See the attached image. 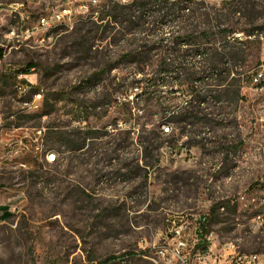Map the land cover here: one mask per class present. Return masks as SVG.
I'll list each match as a JSON object with an SVG mask.
<instances>
[{"label": "rangeland", "instance_id": "rangeland-1", "mask_svg": "<svg viewBox=\"0 0 264 264\" xmlns=\"http://www.w3.org/2000/svg\"><path fill=\"white\" fill-rule=\"evenodd\" d=\"M56 2L0 0V205L12 213L0 264H181L159 252L174 219L191 223V264L226 263L230 248L264 264V0H180L129 20L110 0L98 20L38 27ZM190 33L202 44L178 45ZM165 61L179 71L148 87ZM183 62L202 72L190 79ZM42 139L54 163L38 157ZM7 141L26 148L13 158Z\"/></svg>", "mask_w": 264, "mask_h": 264}, {"label": "built area", "instance_id": "built-area-1", "mask_svg": "<svg viewBox=\"0 0 264 264\" xmlns=\"http://www.w3.org/2000/svg\"><path fill=\"white\" fill-rule=\"evenodd\" d=\"M42 0H39V3ZM46 1V0H44ZM130 0H117V2L121 4H125L129 2ZM56 5H53L49 9H47L48 12V20H45V22H38V27H42L43 29H48V23L51 22V20L54 17H60V16H67L68 18H73V25L77 22V15L80 13H84L86 11V8L93 5H109L110 0H57ZM24 4V3H23ZM16 8V3L13 4ZM17 9V8H16ZM92 19H98V16ZM73 25H69L68 27H72ZM263 78V72H260L255 77V81L258 82ZM20 93H25L27 91V86L25 83H19V90ZM44 130V129H43ZM40 133L42 130L39 131ZM26 148V147H25ZM18 151H24V148L18 149ZM57 160V155H54L51 157V162H55ZM202 220H205L206 217L201 218ZM190 221L189 219H174L172 220V229L169 233V237L174 241L172 243L173 247H161L159 252L163 256H169L170 258L174 259L177 258L181 261V264H191L190 263V255L188 249L189 244L187 240L184 238L185 233L190 227ZM211 252V248L208 247V250L206 252H202L200 250L192 252L194 253L195 257H198L201 261L205 260L204 256ZM227 262L222 263L218 262L217 259L214 261V263H208L205 262L204 264H262L259 254L256 253H240L232 248H230V253L227 257ZM200 261V263H201Z\"/></svg>", "mask_w": 264, "mask_h": 264}, {"label": "trees", "instance_id": "trees-1", "mask_svg": "<svg viewBox=\"0 0 264 264\" xmlns=\"http://www.w3.org/2000/svg\"><path fill=\"white\" fill-rule=\"evenodd\" d=\"M179 1L180 0H132L130 3H126V4L115 3L114 6L111 8V11L113 13V16H115V18L122 17V18H124V20L131 19L132 17H134L136 15L137 12L140 13L141 16H145V18H149V17L152 16V14H150L151 11L154 10V9H151L152 6L158 5L160 7L162 5V7L163 6L166 7L168 4H176ZM185 1L186 2H189V1L193 2L194 0H185ZM186 8H188V6ZM105 10L106 9L98 12V14H96L93 18L98 16V19H99L100 17H102V15L104 14ZM144 22L145 23H150V20H146L145 21V19H144ZM156 23H157V26L168 25V21H164L163 22L161 20H157V21H155V24ZM173 30L174 29H172V31H169V32L166 33V35L170 34L169 39L175 33V31L173 32ZM194 36H195V38H194ZM202 36L205 38V40H209L210 39V35L207 34L206 31L202 32ZM202 36H197V35H195V33H190V34L186 35V37H185L186 39H184L182 42H181V40H178V45H181V44L187 45L188 44V45H198L199 46L202 43H198V42H196V40L199 37H202ZM204 38H202V39H204ZM165 39H168V36H166ZM206 42H208V41H206ZM169 43L173 44V40H172V42H168V44ZM196 54L197 55H201L202 52L201 53H196ZM1 55H2V52H0V56ZM175 63L176 62H174V61L173 62L165 61L164 65L166 67H162L163 69H162L160 75H157L153 79H149V81L147 83L150 82V83H153V84H151V85L148 84V87L149 86H154L155 85L154 83H156L157 80H159L160 78H163L162 76H166V77L169 78L170 76H173L174 73L179 71V69L175 65ZM198 63L201 64V62H197V63H194V62H191V63L190 62H186L185 63V62H183V64H185L183 66V70H182V71H184L183 73L188 75L190 79L196 78V76H198L202 72L201 71L202 68H200L198 66ZM31 65H32V63L28 64L29 67H31ZM261 80L258 81V82H261ZM163 85H165L164 82H163ZM198 99L200 100V102L204 101V99L201 98V94H198ZM2 144L3 143H0V145H2ZM19 148H22V147H19ZM52 149L54 150V148H52ZM22 152H24V151H18V148H16V146H14V144H13V146L11 148V152H10V153H13L11 156H14V154H15V156L13 158L17 157L18 154L22 153ZM215 209L216 208L213 207V212H214ZM11 216H12V213L9 211V208H7L6 206H1L0 205V221L8 220ZM206 219H205V221H206ZM196 230H197V234H198V237L200 238V240H199V243L195 247V251L200 250L202 252H206L208 250V247H209V245H208L209 241H208L207 237L210 234V230L208 228H206V225L204 224L203 221H200L199 226L197 227Z\"/></svg>", "mask_w": 264, "mask_h": 264}, {"label": "bare ground", "instance_id": "bare-ground-1", "mask_svg": "<svg viewBox=\"0 0 264 264\" xmlns=\"http://www.w3.org/2000/svg\"><path fill=\"white\" fill-rule=\"evenodd\" d=\"M28 1L33 2V3H39V0H28ZM114 1H117V0H114ZM129 2H127V3H129ZM22 5H19L16 3V8H18L19 6H22ZM107 7H108L107 5L89 6L88 8H86V11L84 13H80L79 15H77V20L80 19L81 17H90V18L94 17L96 14H98V12L106 9ZM45 20H48V12L42 14L40 16L38 22H45ZM72 23H73V18H68L67 16L54 17L51 20V22L48 23V29H51V28L56 27V26H63V25L69 26ZM17 88L19 90V84L17 85ZM28 136H30V135H28ZM26 142H27V140H26ZM0 143H3V140L1 138V132H0ZM20 143L22 144V146H20V147H22V148L26 147V144L24 141H21ZM13 144L14 143H12V141H7L6 143H4V145H6L8 147L10 146L11 148H12ZM38 150H40V156L38 154V157H40V160L43 161V159H45L46 161L51 162V157L53 156L54 152L52 150H48L46 148L44 139H42L41 143L39 144ZM54 155H55V153H54ZM21 165L26 166V164H21Z\"/></svg>", "mask_w": 264, "mask_h": 264}, {"label": "crops", "instance_id": "crops-1", "mask_svg": "<svg viewBox=\"0 0 264 264\" xmlns=\"http://www.w3.org/2000/svg\"><path fill=\"white\" fill-rule=\"evenodd\" d=\"M5 221H6V220H2V221H0V224H1V223H4Z\"/></svg>", "mask_w": 264, "mask_h": 264}]
</instances>
